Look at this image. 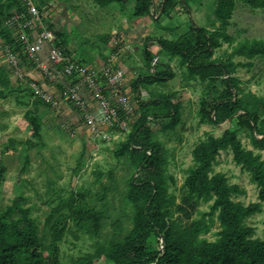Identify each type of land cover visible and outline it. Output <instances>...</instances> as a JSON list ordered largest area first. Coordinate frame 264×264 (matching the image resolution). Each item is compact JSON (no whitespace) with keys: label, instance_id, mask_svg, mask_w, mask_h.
<instances>
[{"label":"trees","instance_id":"1","mask_svg":"<svg viewBox=\"0 0 264 264\" xmlns=\"http://www.w3.org/2000/svg\"><path fill=\"white\" fill-rule=\"evenodd\" d=\"M93 1L106 8L115 2H124L125 5L130 0ZM133 1L131 22L138 19L153 22L163 17L171 19L174 8L180 4L189 15V26L175 39L146 38L143 46L144 71L134 78L132 84L133 113L120 105L117 97L111 98L113 94L110 95L112 105L118 109V120L128 123L126 129L120 128L118 121L114 120L112 125L100 124L101 131L112 132L110 139L94 136L87 128L82 112L73 106L80 113V126L88 131L83 134L75 126L69 129L70 135L78 134L83 142L75 177L86 164L84 154L90 144H96L98 138L104 143L109 142L117 137L116 134H123L124 137L115 142L112 154L117 161L115 166H122L127 172L122 194L125 204L131 208V218L130 226L121 219L113 221L109 235L114 242L112 245L96 247L83 258H72L70 264H264V238L256 237L255 228L247 223L249 218L262 212L264 206V158L261 152H256L264 150V96L259 97L251 90H245L242 79L236 75L239 67H251L253 63L235 61L236 57L249 60L264 58V40L247 37L236 40L227 31L239 1L253 9H264V0L212 1L210 7L214 15L213 25L216 26L212 30L199 26L193 17L192 5L199 0ZM22 12H26L22 0H0V45L20 56L23 63L28 59L19 38L18 26L8 23L13 14ZM156 42L159 51L154 54L150 47ZM224 43L231 47V51H223L219 57H214L215 51ZM57 44L70 54L64 47L66 41ZM176 60L182 69L183 88H194L196 85L202 88L197 110L199 122L223 128L218 136L205 132L204 137L194 145L192 165L186 170L180 201L170 191L176 179L169 173V151L157 137L155 126L159 125L164 133L176 129L182 119V91H149L150 86L173 77V62ZM57 71L55 80L46 78L60 83L61 66L57 67ZM13 75L7 64L0 65V97L26 91L34 101L24 100V103L27 106L33 103L37 107L36 110L28 109L24 114L32 128L31 137L20 141L24 145L22 151L25 157L21 172H25L31 163L29 150L45 145L44 119L37 111L38 106L41 103L52 108L34 96L29 83L14 82ZM77 82L78 76L69 78L68 83L63 81L60 92ZM102 89L107 97L112 92L109 83L104 84ZM142 89L148 90L149 99L142 98ZM17 98L23 97L17 95ZM57 125L60 129L66 125L59 115ZM241 133L247 135L253 149L244 145ZM16 145L11 140L6 149L17 150ZM223 151H231L235 163L249 173L251 181L258 187L257 202L246 205L237 200L245 194V189L231 183L225 173L215 171ZM93 175L94 183L100 182V191L94 200L88 201L91 191L86 186L91 183L86 180L82 188L73 190L67 199L52 207L43 229L33 216L32 208L24 205L28 200L24 194H19L11 205L0 210V264H63L57 235L60 227L70 219L88 233L95 236L102 234L106 214L98 211L95 204L97 201L107 202L117 180L114 167L107 172L97 168ZM105 175L109 178L108 182L102 181ZM202 204H208V210L201 209ZM216 221L219 222V229L214 233L215 240H210L207 234Z\"/></svg>","mask_w":264,"mask_h":264},{"label":"rangeland","instance_id":"2","mask_svg":"<svg viewBox=\"0 0 264 264\" xmlns=\"http://www.w3.org/2000/svg\"><path fill=\"white\" fill-rule=\"evenodd\" d=\"M73 1L78 2L76 4L79 6V10L78 12L71 10V17L73 16L74 19L77 14L76 17L80 18V22L75 24L77 21H74L72 25H67L65 27L66 35L80 41L85 39L88 41L83 46L84 48L74 52L73 55L77 60L85 59L90 64L93 62L92 65L96 67L92 68L96 70L108 67L107 59L111 54L116 53L118 49L120 51L115 62H121L120 57L123 54L122 52L125 51L126 55L121 57L124 60L123 64L127 68L136 67V70L132 72L133 75L143 74L144 68H141L142 65L140 69L137 66L143 62V46L146 38L153 36L175 39L185 32L189 26V15L183 5L180 4L174 8L171 19L163 17L153 22L150 19H139L136 20V26L132 30L133 28H129V25L134 23V21H130L134 11L135 3L133 0L126 1L125 5L122 3V8L114 3L106 9H103V7L98 8L93 0ZM199 1L201 5H199ZM199 1L196 4H191L196 23L211 30L216 28L213 25L214 15L210 7L214 0ZM115 11H117V16ZM116 21H118L119 27L114 25ZM113 27L118 28L124 34L113 33L116 45L115 48L112 47V53L107 57L106 51H102V47L107 44L105 41L108 37L106 36ZM227 31L236 37V40L245 37L264 40V9H253L244 2L239 1ZM150 48L154 54L159 51L157 42L151 44ZM223 51L230 52L231 47L224 43L221 48L215 51L214 57H219L223 54ZM7 52V47L4 48L0 45V59L4 58L7 61ZM92 58L94 61H92ZM235 61L253 63L251 67H239L236 75L242 79V87L245 90H251L259 97L264 96V58L255 57L249 60L245 57H236ZM173 64V77L164 83L153 85L151 90L156 93L182 91L180 96V100L183 102L182 119L176 129L164 133L159 125L155 126L157 137L166 144L169 151V173L176 179V183L171 184L170 191L175 193L178 196V201H180L186 170L192 165L191 151L194 145L204 137L205 132L210 131L218 136L222 133L223 128L199 122L197 110L202 88L198 85L194 88H183L182 69L178 66L177 60ZM152 71H154V68H152ZM129 76L130 71L125 72L126 79ZM25 92H14L8 94L5 98L0 97V169L3 168V171H0L2 175L0 180V210H4L11 205L19 194H24L28 197L24 205L32 208L33 216L37 219L40 228L43 229L46 217L52 207L57 206L61 200L67 199L73 190L82 188L86 180L91 183L86 186L91 191V194L87 197L88 201L94 200V197L100 191V182L94 183L93 171L99 168L107 172L108 169L114 167L117 180L116 187L109 192L106 203L97 201L95 204L98 211H103L106 214L102 234L95 236L85 229L78 228L73 219L67 221L59 229L57 239L61 251V260L63 264H70L72 258H83L88 253L93 252L96 247L112 245L114 242L109 235L113 229L112 223L116 219H121L126 225L130 226L131 208L125 204L122 194L125 189L124 177H126L127 172L122 166H115L117 161L112 154V150L116 147L115 142L124 136L122 133H118V135L116 134L117 137L112 138L109 142L104 143L98 138L95 141L96 144H90L84 154L86 164L75 177V170L79 167V161H81L83 142L78 134H69V123L66 122L64 128H58L57 115L54 111H51L52 109L40 103L37 111L44 119L43 139L45 145L29 150L31 163L25 172H21L25 157L22 151L24 145L20 141L31 137L32 131L30 124L24 118V114L28 109H37L33 103L30 106L24 103V100H29L30 103L34 101ZM17 95L23 98H17ZM240 137L247 148L253 149L246 134L241 133ZM11 140L16 142L17 150L6 149V145ZM256 152H261L264 158V150H256ZM215 171L225 173L231 183L238 184L245 189V194L237 197V200L246 205L258 201L257 185L251 181L249 173L242 171L240 166L235 163L231 151L221 153L215 165ZM102 181H109L107 175ZM104 203L108 204L106 209ZM201 209L208 210V204H202ZM247 223L255 228L256 237L264 238V206L262 212L249 218ZM218 229L219 222L216 221L207 237L210 240H215L214 233Z\"/></svg>","mask_w":264,"mask_h":264},{"label":"built area","instance_id":"3","mask_svg":"<svg viewBox=\"0 0 264 264\" xmlns=\"http://www.w3.org/2000/svg\"><path fill=\"white\" fill-rule=\"evenodd\" d=\"M22 1L26 6V12L13 14L9 18L8 23H14L18 26L19 38L24 45V51L26 52L28 61L50 80L56 79V72H58L57 67L59 66H61V74L68 79L78 76L79 82L69 85L62 91V100L69 102L82 112L85 124L94 136L110 139L112 132L108 134L101 131L100 124L112 125L114 120L118 121L117 124L120 128L126 129L128 126L127 121L118 120V109L112 105L110 98L104 94L101 85L98 83V71L73 59L63 47L57 45V35L43 25L40 11L34 0ZM37 27L41 28V30L34 39H31L30 33ZM46 45H50L51 48L47 58L43 60L40 57V53ZM119 51L120 50L117 49L116 53L110 55L107 61L109 65L114 64ZM7 63L9 68L12 69L15 77L20 80L25 78L26 72L22 67L21 58L11 49H8L7 52ZM102 71L106 75L108 83L112 86L113 97H117L120 105L129 113H133L134 107L130 99L122 92L119 86L124 76L123 70H112L105 67ZM29 85L36 98L50 105L56 113L60 112L62 100L57 99L53 94L43 89L36 81H30ZM82 85L86 86L97 100L102 115L101 119L96 118L91 112L90 106L81 91Z\"/></svg>","mask_w":264,"mask_h":264},{"label":"crops","instance_id":"4","mask_svg":"<svg viewBox=\"0 0 264 264\" xmlns=\"http://www.w3.org/2000/svg\"><path fill=\"white\" fill-rule=\"evenodd\" d=\"M34 2L40 11L42 23L45 26V28L53 31L57 35V43H63L66 41L67 44H65L64 47L70 52L73 59L77 60L74 57L73 53L78 52L82 48H84L83 46H85V44L88 43V41L86 39L80 41V40H77L76 38H71V37L67 36L66 31H65V27L67 25H70V24L72 25L74 23V21H77V22H75V24H78L80 22V18L76 17V15H77L76 13H75L76 15H75L74 19H73V16L71 17L72 11L78 12V10H79V8H78L79 6L77 5L78 2L76 1L77 4L73 0H34ZM122 3L124 5V2H115V4L120 5L119 7H121V8L123 7ZM98 8H100L99 5H98ZM106 8H103V9H106ZM115 15L117 16V11H115ZM137 21L135 20L133 24L128 22L129 24H132V25H129V28H133L134 26H136L135 23ZM115 23L116 24H114V25H116V27H119L118 21H116ZM40 30H41V28L37 27L32 33H30L31 39H34ZM132 30H134V28ZM114 32H117V34L122 33L118 30V28L113 27L111 29V32L108 34V36H106V37H108V39H106V41H105L107 44L104 47H102V51H104V52L106 51L105 53H106L107 57H109V55L112 53V47L115 48V45H116V40L113 38ZM122 34H124V33H122ZM127 39H128V37H127ZM114 40H115V42H114ZM60 47H62V46H60ZM50 48H51L50 45H46L45 48L41 51L40 57L43 60H45L47 58ZM122 53H121L122 56L126 55L125 51H123ZM90 54H91V52H90ZM121 57H120L121 62L116 61L113 65L108 64V67H106V68H108V69L110 68L112 70H115V69H122L123 70L124 76H123L122 81L119 83V86H120L122 92L125 93L128 96V98L130 99V101L133 102V104H134L132 84H133L134 78L141 75V74L138 73L136 75H133L132 72H133V70H136V67L127 68L123 64L124 60ZM77 61L82 62L83 64L88 65L90 67H96V66L92 65L93 62H92V64H90L85 59L84 60L80 59ZM92 61H94L93 58H92ZM107 61H108V59H107ZM107 61H106V63H107ZM4 64L5 65L7 64V66H8V63H7V61H5L4 58L0 59V65H4ZM140 66H141V68H144L143 62L140 65H138L137 68L140 69ZM22 67H23L24 71L26 72L25 78L20 80L13 75L14 82L29 83L30 81H36L38 84H40V86L43 89H45L46 91L53 94L57 99L62 100V92H60V90H61L60 88L63 85L62 82L64 81V82L68 83L69 79L67 77L63 76L61 74V72L59 73V78H60V83H59L58 80L55 82L48 80L40 72V70H38L35 66H33V64H31L29 61L23 62ZM101 69H102V67H101ZM97 71H98V83L101 85V87H103L104 84L108 83V79L102 70H97ZM128 71H130V76L128 79H126L125 72H128ZM151 88H153V86L149 87V91L154 92L153 90H151ZM81 91H82L83 95L85 96L87 103L90 106L91 112L96 116V118L101 119L102 115L100 112V107H99V104H98L97 100L95 99L93 93L91 91H89V89H87V87L84 85L81 86ZM111 94H112V92L110 91V93L108 94L109 98H110ZM142 94H143V96H142L143 99L147 100L150 98V94H149L148 90L142 89ZM112 97H113V95H111V98ZM54 113L56 115H59L60 120H62L63 122L69 123L70 126L77 127V129L81 133H83V134L88 133V131L83 129L84 127L80 126V123H81L80 113L69 102L62 100L60 112L56 113L54 111Z\"/></svg>","mask_w":264,"mask_h":264}]
</instances>
